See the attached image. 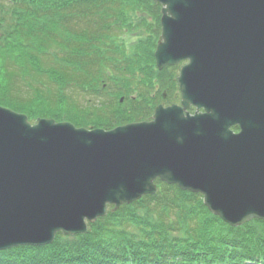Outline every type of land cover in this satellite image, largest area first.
<instances>
[{"label":"water","instance_id":"1","mask_svg":"<svg viewBox=\"0 0 264 264\" xmlns=\"http://www.w3.org/2000/svg\"><path fill=\"white\" fill-rule=\"evenodd\" d=\"M152 1L156 68L187 61L180 103L108 130L0 106V251L85 234L156 180L200 194L232 227L264 220V0Z\"/></svg>","mask_w":264,"mask_h":264},{"label":"trees","instance_id":"2","mask_svg":"<svg viewBox=\"0 0 264 264\" xmlns=\"http://www.w3.org/2000/svg\"><path fill=\"white\" fill-rule=\"evenodd\" d=\"M160 9L152 0H0V106L89 129L147 120L178 98L177 67L154 63ZM155 184L152 195L108 205L85 234L2 250L0 264H264V220L231 227L201 195Z\"/></svg>","mask_w":264,"mask_h":264},{"label":"flooded vegetation","instance_id":"3","mask_svg":"<svg viewBox=\"0 0 264 264\" xmlns=\"http://www.w3.org/2000/svg\"><path fill=\"white\" fill-rule=\"evenodd\" d=\"M185 63H186V61L180 62L179 65L176 66V67H177V71H176L177 74H176V76H175V80H176V77H177V75H178V73H179L180 67L183 66ZM175 92L178 93V91H177V86H176V90H175ZM172 100H173V101H170V103H172V104H178V103H179L178 98H173ZM170 103H169V104H170ZM195 111H196V109H195L193 106H190L188 109H186V112H188L190 115L194 114ZM199 111L202 112V113L204 112L203 108L200 109ZM232 130L235 131V132L238 131V127H237L236 125L233 126V127H232Z\"/></svg>","mask_w":264,"mask_h":264},{"label":"rangeland","instance_id":"4","mask_svg":"<svg viewBox=\"0 0 264 264\" xmlns=\"http://www.w3.org/2000/svg\"><path fill=\"white\" fill-rule=\"evenodd\" d=\"M169 97H170V96L167 97V93H165V95L162 96V98H164V99L169 98ZM171 97H172V94H171ZM173 98H174V97H173ZM164 101H165V100H164ZM168 102H169V101H168ZM168 102H167V103H168ZM161 103H165V102H161ZM188 192H189V191H188ZM190 193H191V192H190ZM130 204H131V203H130ZM120 206H121V205H120ZM118 208H119V207H118ZM252 220H253V219H252ZM95 221H96V220H95ZM95 221H94V222H95ZM87 227H88V224H87ZM87 230H88V228H87ZM72 236H73V235H72ZM19 247H20V246H19ZM13 248H14V247H13ZM10 249H11V248H10ZM7 250H8V249H7Z\"/></svg>","mask_w":264,"mask_h":264}]
</instances>
